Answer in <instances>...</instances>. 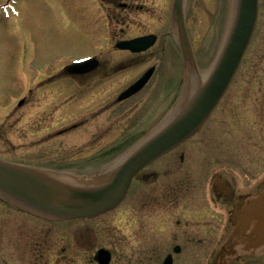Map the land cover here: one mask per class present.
I'll return each mask as SVG.
<instances>
[{
  "label": "rangeland",
  "instance_id": "obj_1",
  "mask_svg": "<svg viewBox=\"0 0 264 264\" xmlns=\"http://www.w3.org/2000/svg\"><path fill=\"white\" fill-rule=\"evenodd\" d=\"M138 1H142V9L129 10L121 22H110L111 34L120 32L121 28L124 37L156 33V44L138 55L128 53V57L133 56V65L109 74L108 85L89 80L82 83L83 87L64 75L63 69L76 58L108 51V25L98 2L17 1L19 12L0 21V109L16 107L17 99L30 103L19 105V122L6 120L7 132L0 138V153L27 151V146H32L33 151L41 147L37 133L40 123L36 120L40 112L44 123H70L87 118L86 125L64 134L67 138L74 137L64 146L69 147L72 143H84L90 138L92 128H103L107 134L105 139L114 133L112 140H117L119 129L105 127V124L115 122L117 127L122 115L127 110L128 114L134 109L137 111L141 102H144L143 111L138 110L144 123L155 121L162 114L161 109L165 111L172 104L181 77L179 49L170 30L172 0ZM232 6L233 0H187L188 29L201 63L215 59L220 50ZM154 62H160L158 76L138 96L113 103L97 116L96 106L103 104L107 95L117 89L120 91L126 82L136 80L140 72ZM114 82L118 88L112 87ZM177 106L175 101L170 109ZM54 109H68L70 113L60 114ZM150 109L156 110L150 112ZM6 114L0 113L1 122L5 121ZM30 121L33 123L28 129ZM77 147L82 151L89 149V146H71L69 152ZM183 150L194 156L204 155L203 158L197 156L198 160L220 159L227 169H232L233 165L240 169L237 171L251 169V176L264 171V0H260L258 24L234 82L205 127L179 147L178 153ZM115 225L118 226L119 221ZM116 232L120 233L119 226Z\"/></svg>",
  "mask_w": 264,
  "mask_h": 264
},
{
  "label": "flooded vegetation",
  "instance_id": "obj_2",
  "mask_svg": "<svg viewBox=\"0 0 264 264\" xmlns=\"http://www.w3.org/2000/svg\"><path fill=\"white\" fill-rule=\"evenodd\" d=\"M136 1L100 0V4L110 21L121 22L129 10L143 7L134 4ZM118 34L110 36V44L112 39H123ZM109 71V63L101 60L86 76L97 84L107 81ZM15 114L16 110L9 117ZM44 119L40 112L36 119L40 127H44ZM139 121L134 110L122 115L121 127L133 124L136 129L125 139V146L143 130ZM29 123L28 127L33 122ZM6 125L0 124V138L7 132ZM111 125L112 122L105 127ZM76 126L74 123L62 128L57 134ZM104 133L103 128L94 129V138L85 139L84 145L99 144ZM47 140L52 148L44 153L23 155L9 150L0 153V158L45 162L51 167L85 172L96 170L115 157L106 151L67 154L63 146L68 138L52 136ZM197 156L204 155L175 152L162 156L133 178L118 207L94 218L52 221L0 202V264H102L101 249L111 253L107 264H115L117 258L118 264H207L208 258L222 255L230 238L223 208L250 203L251 189L256 184L251 186V172L233 175L218 169L222 163H213L210 158L198 160ZM249 263L248 258L238 257L235 261Z\"/></svg>",
  "mask_w": 264,
  "mask_h": 264
},
{
  "label": "water",
  "instance_id": "obj_3",
  "mask_svg": "<svg viewBox=\"0 0 264 264\" xmlns=\"http://www.w3.org/2000/svg\"><path fill=\"white\" fill-rule=\"evenodd\" d=\"M184 0H174L172 25L181 47L187 76V93L179 108L157 129L147 135L129 158L89 181L75 183L63 174L0 161V193L23 208L50 218L92 216L114 206L122 197L131 177L145 164L196 132L228 88L252 38L258 13V0H235L234 14L221 53L203 81L187 35ZM152 38L126 42L144 49ZM147 73L123 96L138 90Z\"/></svg>",
  "mask_w": 264,
  "mask_h": 264
}]
</instances>
